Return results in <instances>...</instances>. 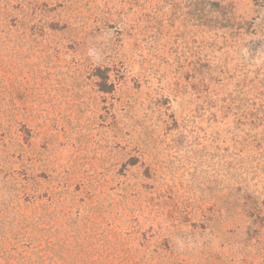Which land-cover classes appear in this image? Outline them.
<instances>
[{
	"label": "rangeland",
	"instance_id": "obj_1",
	"mask_svg": "<svg viewBox=\"0 0 264 264\" xmlns=\"http://www.w3.org/2000/svg\"><path fill=\"white\" fill-rule=\"evenodd\" d=\"M264 264V0H0V264Z\"/></svg>",
	"mask_w": 264,
	"mask_h": 264
},
{
	"label": "trees",
	"instance_id": "obj_2",
	"mask_svg": "<svg viewBox=\"0 0 264 264\" xmlns=\"http://www.w3.org/2000/svg\"><path fill=\"white\" fill-rule=\"evenodd\" d=\"M43 263H44V261L42 260V257H41V260H39V256H38V262H35L34 264H43Z\"/></svg>",
	"mask_w": 264,
	"mask_h": 264
}]
</instances>
